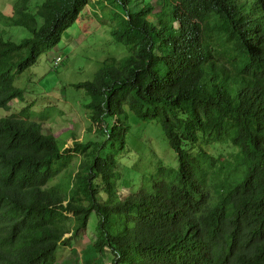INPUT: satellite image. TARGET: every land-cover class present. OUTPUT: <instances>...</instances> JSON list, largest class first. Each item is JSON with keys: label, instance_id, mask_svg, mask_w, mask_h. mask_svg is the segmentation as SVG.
Here are the masks:
<instances>
[{"label": "trees", "instance_id": "trees-1", "mask_svg": "<svg viewBox=\"0 0 264 264\" xmlns=\"http://www.w3.org/2000/svg\"><path fill=\"white\" fill-rule=\"evenodd\" d=\"M31 2L8 19L31 37L0 35V110L24 101L16 80L85 10L108 12L128 56L73 86L92 125L117 119L102 143L65 149L31 107L0 117V264H57L92 214V250L113 264H264V0H42L35 14ZM130 114L160 123L178 166L159 160L123 197L111 150L129 147ZM219 144L233 146L227 165Z\"/></svg>", "mask_w": 264, "mask_h": 264}, {"label": "rangeland", "instance_id": "rangeland-1", "mask_svg": "<svg viewBox=\"0 0 264 264\" xmlns=\"http://www.w3.org/2000/svg\"><path fill=\"white\" fill-rule=\"evenodd\" d=\"M16 2L18 0H0V35L5 40L18 43L31 37V33L22 27L8 24V19L14 15ZM41 4L42 0H32L30 12L35 14ZM95 10V14H88L86 10L82 12L58 46L48 55L42 56L36 66L16 80L15 88L25 92L24 101L14 100L9 111L0 110L1 118L11 116V113L18 114L15 112H21L27 106L35 112L32 113V120L43 124V134L59 138L60 143H66L65 149L70 148L73 142L99 144L105 140V137L98 136L99 132L113 126L117 119L110 118L102 125H92L86 107L89 97L73 86L93 82L105 61L113 58L122 60L127 58L128 52L125 46L113 40L109 32L110 20L105 17L108 12H100V8ZM57 58H63L65 63L55 70L53 66ZM130 123L129 147L119 153L111 150L118 157L125 173V178L120 182V195L123 197L135 191L131 189V183L132 187L141 186L140 181L145 175L155 173L159 160L164 166H178V156L169 147L160 123L142 122L133 114H130ZM90 147V151H93L94 144ZM217 147L210 149V153L220 158L218 166L221 163L227 165L231 160L229 153L233 146L219 144ZM81 157L73 160L72 166H76ZM127 177L130 180L128 187ZM117 200L109 202L114 204ZM95 223L92 214L87 229L78 238L70 240L68 247H59L57 264H113V255L108 253L104 257L92 250Z\"/></svg>", "mask_w": 264, "mask_h": 264}, {"label": "built area", "instance_id": "built-area-1", "mask_svg": "<svg viewBox=\"0 0 264 264\" xmlns=\"http://www.w3.org/2000/svg\"><path fill=\"white\" fill-rule=\"evenodd\" d=\"M54 64L56 67H59L62 64V59L61 58L56 59Z\"/></svg>", "mask_w": 264, "mask_h": 264}, {"label": "clouds", "instance_id": "clouds-1", "mask_svg": "<svg viewBox=\"0 0 264 264\" xmlns=\"http://www.w3.org/2000/svg\"><path fill=\"white\" fill-rule=\"evenodd\" d=\"M57 59H58V58H57ZM61 59H62V64H61L60 66H62L63 63H64V61H65L63 58H61ZM55 60H56V59H55ZM55 60H54V63H55ZM60 66H59V67H60ZM12 102H13V101H12ZM31 110H32V109H31ZM32 112L35 113L33 110H32Z\"/></svg>", "mask_w": 264, "mask_h": 264}]
</instances>
